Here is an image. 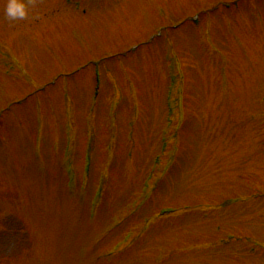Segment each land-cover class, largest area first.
Segmentation results:
<instances>
[{"label": "rangeland", "instance_id": "rangeland-1", "mask_svg": "<svg viewBox=\"0 0 264 264\" xmlns=\"http://www.w3.org/2000/svg\"><path fill=\"white\" fill-rule=\"evenodd\" d=\"M25 3L0 0V264H264V0Z\"/></svg>", "mask_w": 264, "mask_h": 264}, {"label": "clouds", "instance_id": "clouds-1", "mask_svg": "<svg viewBox=\"0 0 264 264\" xmlns=\"http://www.w3.org/2000/svg\"><path fill=\"white\" fill-rule=\"evenodd\" d=\"M4 13L12 21L26 19L28 16L27 4L25 0H7Z\"/></svg>", "mask_w": 264, "mask_h": 264}]
</instances>
